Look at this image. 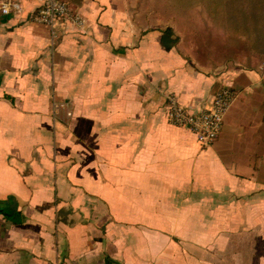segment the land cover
Instances as JSON below:
<instances>
[{
    "label": "crops",
    "instance_id": "obj_1",
    "mask_svg": "<svg viewBox=\"0 0 264 264\" xmlns=\"http://www.w3.org/2000/svg\"><path fill=\"white\" fill-rule=\"evenodd\" d=\"M18 1L0 18V264H264V46L202 63L169 14L139 24L124 0H64L84 23L53 37ZM254 1L237 21L264 22ZM222 87L210 146L168 123V94L194 112Z\"/></svg>",
    "mask_w": 264,
    "mask_h": 264
},
{
    "label": "rangeland",
    "instance_id": "obj_2",
    "mask_svg": "<svg viewBox=\"0 0 264 264\" xmlns=\"http://www.w3.org/2000/svg\"><path fill=\"white\" fill-rule=\"evenodd\" d=\"M154 1L159 5H148L147 0H124L122 7L139 24L149 17L155 19L154 27L165 25L162 18L169 14L171 29H182L181 42L186 54L202 63L240 58L247 51L264 46V22L237 21L248 0H185L182 5H160L163 0ZM252 1L246 11L247 8L252 10L255 3ZM182 13H185L186 20L178 21L177 15Z\"/></svg>",
    "mask_w": 264,
    "mask_h": 264
},
{
    "label": "built area",
    "instance_id": "obj_3",
    "mask_svg": "<svg viewBox=\"0 0 264 264\" xmlns=\"http://www.w3.org/2000/svg\"><path fill=\"white\" fill-rule=\"evenodd\" d=\"M38 2V8L29 14L28 20L31 24L47 27L53 37L56 29L64 23L77 28L84 23L82 17L64 0H38ZM22 12L23 8L18 0H0V18ZM234 98L235 92L232 89L222 87L208 104L193 112L183 107L174 94H168L165 97L167 121L172 126L187 129L202 147L210 146L218 137ZM58 107L64 105H54V108Z\"/></svg>",
    "mask_w": 264,
    "mask_h": 264
}]
</instances>
